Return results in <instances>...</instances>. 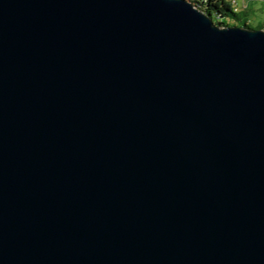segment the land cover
<instances>
[{"label":"water","instance_id":"obj_1","mask_svg":"<svg viewBox=\"0 0 264 264\" xmlns=\"http://www.w3.org/2000/svg\"><path fill=\"white\" fill-rule=\"evenodd\" d=\"M0 264H264V29L0 0Z\"/></svg>","mask_w":264,"mask_h":264},{"label":"trees","instance_id":"obj_2","mask_svg":"<svg viewBox=\"0 0 264 264\" xmlns=\"http://www.w3.org/2000/svg\"><path fill=\"white\" fill-rule=\"evenodd\" d=\"M199 8L210 14L214 21L221 26L239 25L249 28H263L264 22H259L256 27L250 24L249 16L255 10H262L264 0H245L244 5H240L239 0H191ZM260 3V4H259ZM257 4H259L257 6ZM257 6V7H256ZM220 19V20H219ZM233 20V23L227 22Z\"/></svg>","mask_w":264,"mask_h":264},{"label":"rangeland","instance_id":"obj_3","mask_svg":"<svg viewBox=\"0 0 264 264\" xmlns=\"http://www.w3.org/2000/svg\"><path fill=\"white\" fill-rule=\"evenodd\" d=\"M245 0H239L240 5H244ZM260 4V3H259ZM257 4V6L259 5ZM256 6V7H257ZM220 20V19H219ZM250 24L253 27H256L259 22H264V4L262 10H255L250 16H249ZM227 22L233 23L234 21L228 20Z\"/></svg>","mask_w":264,"mask_h":264},{"label":"built area","instance_id":"obj_4","mask_svg":"<svg viewBox=\"0 0 264 264\" xmlns=\"http://www.w3.org/2000/svg\"><path fill=\"white\" fill-rule=\"evenodd\" d=\"M233 1H238V0H233Z\"/></svg>","mask_w":264,"mask_h":264}]
</instances>
